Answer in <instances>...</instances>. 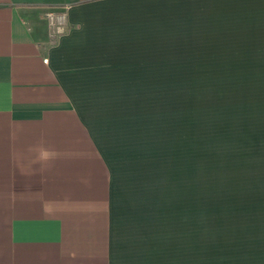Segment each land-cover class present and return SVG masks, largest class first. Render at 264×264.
Here are the masks:
<instances>
[{"label": "crops", "instance_id": "0c3cea01", "mask_svg": "<svg viewBox=\"0 0 264 264\" xmlns=\"http://www.w3.org/2000/svg\"><path fill=\"white\" fill-rule=\"evenodd\" d=\"M183 57L206 73L205 264H264V0H0V264H199L197 117L176 163L162 95Z\"/></svg>", "mask_w": 264, "mask_h": 264}, {"label": "rangeland", "instance_id": "374dc122", "mask_svg": "<svg viewBox=\"0 0 264 264\" xmlns=\"http://www.w3.org/2000/svg\"><path fill=\"white\" fill-rule=\"evenodd\" d=\"M194 50L201 52L200 48ZM182 64L183 66L190 65L197 71L182 72L180 80L182 87L165 88L162 95L165 99L167 114L174 113V116L171 117L174 119L172 121L176 127V137H179L183 147L181 152L177 150L172 154L176 163L184 162L185 145L188 144L186 134L188 133L191 107L192 112L194 110V115L197 117V241L199 264H205L206 241L221 238L218 214L216 215L218 199H212L207 187L205 151L206 73L204 72V59L199 60V57L196 59L195 57H183ZM176 83L179 84L178 79Z\"/></svg>", "mask_w": 264, "mask_h": 264}, {"label": "built area", "instance_id": "2783aa9c", "mask_svg": "<svg viewBox=\"0 0 264 264\" xmlns=\"http://www.w3.org/2000/svg\"><path fill=\"white\" fill-rule=\"evenodd\" d=\"M47 15L50 21L52 38L56 39L64 30L67 21V10L48 11Z\"/></svg>", "mask_w": 264, "mask_h": 264}]
</instances>
